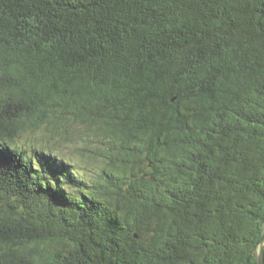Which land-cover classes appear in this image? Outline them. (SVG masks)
I'll use <instances>...</instances> for the list:
<instances>
[{"label": "trees", "instance_id": "obj_1", "mask_svg": "<svg viewBox=\"0 0 264 264\" xmlns=\"http://www.w3.org/2000/svg\"><path fill=\"white\" fill-rule=\"evenodd\" d=\"M73 122L91 181L19 141ZM263 232L264 0H0V264H259Z\"/></svg>", "mask_w": 264, "mask_h": 264}, {"label": "rangeland", "instance_id": "obj_2", "mask_svg": "<svg viewBox=\"0 0 264 264\" xmlns=\"http://www.w3.org/2000/svg\"><path fill=\"white\" fill-rule=\"evenodd\" d=\"M69 130L72 131V139H65L69 135H59V134H50L44 130H39L36 132H25L21 138H19L20 144H32L35 141V144L46 145L52 148L57 154L61 155L64 160L69 162L72 167L75 168L77 173L83 176L88 181L94 179L97 175V172L101 167L104 166L105 161L100 159H95L88 155H82L80 150H83L87 147V137L85 136V127L78 123H71ZM48 137H52L48 139ZM93 144V142H92ZM94 146L97 144H93ZM71 189H74V186H70Z\"/></svg>", "mask_w": 264, "mask_h": 264}, {"label": "water", "instance_id": "obj_3", "mask_svg": "<svg viewBox=\"0 0 264 264\" xmlns=\"http://www.w3.org/2000/svg\"><path fill=\"white\" fill-rule=\"evenodd\" d=\"M258 260L259 264H264V232L261 236V239L259 241L258 245Z\"/></svg>", "mask_w": 264, "mask_h": 264}]
</instances>
